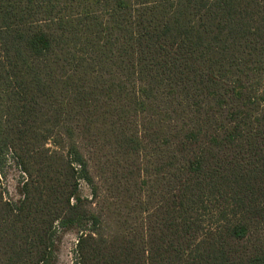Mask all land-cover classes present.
Segmentation results:
<instances>
[{"label":"trees","instance_id":"trees-1","mask_svg":"<svg viewBox=\"0 0 264 264\" xmlns=\"http://www.w3.org/2000/svg\"><path fill=\"white\" fill-rule=\"evenodd\" d=\"M8 156L0 264H264V0H0Z\"/></svg>","mask_w":264,"mask_h":264},{"label":"rangeland","instance_id":"rangeland-1","mask_svg":"<svg viewBox=\"0 0 264 264\" xmlns=\"http://www.w3.org/2000/svg\"><path fill=\"white\" fill-rule=\"evenodd\" d=\"M23 172L12 156L0 165V189L5 197L13 201L22 198L21 183ZM80 193L90 197L91 189L85 182H81ZM81 231L76 227L60 229L56 238V256L53 264H80L77 254V243Z\"/></svg>","mask_w":264,"mask_h":264}]
</instances>
